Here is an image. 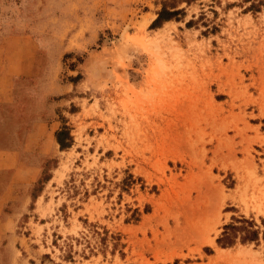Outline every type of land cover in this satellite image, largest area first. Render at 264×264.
Listing matches in <instances>:
<instances>
[{
  "label": "rangeland",
  "instance_id": "rangeland-1",
  "mask_svg": "<svg viewBox=\"0 0 264 264\" xmlns=\"http://www.w3.org/2000/svg\"><path fill=\"white\" fill-rule=\"evenodd\" d=\"M10 37L0 264H264V0H0Z\"/></svg>",
  "mask_w": 264,
  "mask_h": 264
},
{
  "label": "crops",
  "instance_id": "crops-1",
  "mask_svg": "<svg viewBox=\"0 0 264 264\" xmlns=\"http://www.w3.org/2000/svg\"><path fill=\"white\" fill-rule=\"evenodd\" d=\"M17 40V38L13 37L7 39L5 44L9 50V59L12 60V62L8 70H6V73H2L3 70L0 69V130L4 123H7V121L9 122V119L5 120V118L6 116H9V113L11 112L9 111L7 114L6 108L10 107L12 103L17 104V101L13 97L14 92H16V86L14 85L12 78L18 76L19 74H25L27 72L26 69H30L33 64L32 61L35 60V54L32 53L31 58H29L30 62L23 63V65H20L19 62L16 61L18 59V55L17 52L13 50L12 45L18 42ZM20 68H22V70H20ZM13 106V109L16 113L15 108L17 106Z\"/></svg>",
  "mask_w": 264,
  "mask_h": 264
},
{
  "label": "trees",
  "instance_id": "trees-1",
  "mask_svg": "<svg viewBox=\"0 0 264 264\" xmlns=\"http://www.w3.org/2000/svg\"><path fill=\"white\" fill-rule=\"evenodd\" d=\"M166 15V16H164ZM169 15H171V13H169L168 11H166L165 9H163V11H161L159 13V18H162V19H169ZM57 141L59 142V144L61 145V147H64L65 144L63 143L62 139H60V137L57 136ZM243 222H247V220H243ZM243 229V230H246L247 231V235L245 236H242V241H247V240H254L257 238L258 236V231L257 230H250V229H247L246 227H236L232 224H229L227 226H225V229L227 231H225L223 233V237H220L218 239V242L222 245H226V244H230L233 242V238L236 237V230L238 229Z\"/></svg>",
  "mask_w": 264,
  "mask_h": 264
},
{
  "label": "bare ground",
  "instance_id": "bare-ground-1",
  "mask_svg": "<svg viewBox=\"0 0 264 264\" xmlns=\"http://www.w3.org/2000/svg\"><path fill=\"white\" fill-rule=\"evenodd\" d=\"M31 103H32V102H31ZM27 106H28V105H27ZM28 109H29V108H28ZM33 115H34V114H33ZM27 139H28V138H27ZM27 139H26V140H27ZM29 141H30V140H29Z\"/></svg>",
  "mask_w": 264,
  "mask_h": 264
}]
</instances>
